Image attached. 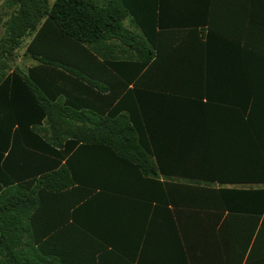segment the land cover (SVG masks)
I'll use <instances>...</instances> for the list:
<instances>
[{"label": "trees", "instance_id": "obj_1", "mask_svg": "<svg viewBox=\"0 0 264 264\" xmlns=\"http://www.w3.org/2000/svg\"><path fill=\"white\" fill-rule=\"evenodd\" d=\"M8 10L13 14L0 39V255L13 252L14 236L26 235L25 262H7L33 264L34 255L43 261L33 243L52 238L70 220L80 232L75 225L99 186L84 176V153L107 150L122 166L134 162L141 176L157 172L148 154L155 134L144 87L161 41L137 17L140 34L123 26L133 15L122 0H6L0 23ZM24 42V56L38 63L27 69L15 64ZM162 101L186 103L175 95ZM22 159L40 160L16 167ZM211 184L175 185L185 191V206L200 215L198 231H181L185 253L198 238L207 255L227 252V264H241L250 242L264 239V187L215 190Z\"/></svg>", "mask_w": 264, "mask_h": 264}, {"label": "crops", "instance_id": "obj_2", "mask_svg": "<svg viewBox=\"0 0 264 264\" xmlns=\"http://www.w3.org/2000/svg\"><path fill=\"white\" fill-rule=\"evenodd\" d=\"M122 1L133 15L123 21L126 29L140 34L139 20L160 34L159 58L144 87L155 134L148 154L157 172L141 176L134 162L122 166L107 150L84 153V176L99 186L75 225L80 232L70 220L52 238L33 243L43 257L39 263L34 255L33 264H227L230 253L207 255L198 238L186 255L181 231H198L200 215L185 206V191L175 185L264 187L258 184L264 182V0ZM21 59L25 69L38 64L24 52ZM167 95L186 103L163 102ZM39 160L22 159L16 167ZM14 237L13 252L1 251L3 264L25 262L27 237ZM254 241L241 264H264V239Z\"/></svg>", "mask_w": 264, "mask_h": 264}, {"label": "rangeland", "instance_id": "obj_3", "mask_svg": "<svg viewBox=\"0 0 264 264\" xmlns=\"http://www.w3.org/2000/svg\"><path fill=\"white\" fill-rule=\"evenodd\" d=\"M12 14H13V11H11V10H8L6 12L3 11V13H2V18H1V23H0V39H1V37L3 35V32H4L3 25L6 23V21H8V19L11 17ZM25 42H24L23 46L21 44V47L19 49L15 50L16 51L15 53L17 55V59H16L15 64H16V66L23 67V68L26 66L25 65L26 62L23 59H21V56H22V53L24 52ZM14 68H15V65H13V67L11 68V70H13Z\"/></svg>", "mask_w": 264, "mask_h": 264}]
</instances>
